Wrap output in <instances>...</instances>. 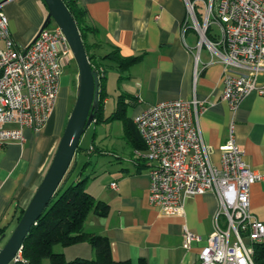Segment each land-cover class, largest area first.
Wrapping results in <instances>:
<instances>
[{
  "label": "crops",
  "instance_id": "0c3cea01",
  "mask_svg": "<svg viewBox=\"0 0 264 264\" xmlns=\"http://www.w3.org/2000/svg\"><path fill=\"white\" fill-rule=\"evenodd\" d=\"M76 2L85 12L87 24L95 31L87 35L86 43L91 45V53L103 57L117 51L123 59L139 58L124 71L110 68L115 72L116 102L118 97H124L127 120L133 124V117L147 106L168 100L187 102L195 97L203 108L197 123L211 163L219 167V151L232 127L248 165L264 173V96L251 93L241 100L236 111L229 109L221 98L222 66L210 64L211 54L205 46L197 48L199 34L186 14L185 1ZM2 11L8 19V30L16 49L33 43L48 14L42 0H8ZM108 75L107 72L106 83ZM69 81L68 76L60 77L55 111L42 129L37 132L24 129L22 144L10 142L0 149V229L4 230L0 248L16 227L19 213L27 209L52 161L66 126L60 94L68 90ZM257 82L264 84V72ZM108 102L105 98V117L117 107L116 103L107 110ZM116 122L121 123V127L117 137L113 136V142L106 135H98L95 129L90 143L97 154L108 155L111 159H102L99 172L96 171L90 187L85 189L96 201L107 204L109 211L106 216L91 213L84 224V232L108 238L111 257L116 262L196 264L205 240L215 231L217 197L208 193L186 198L184 215L179 217L165 216L157 207L150 206L148 166L132 161L134 149L128 143L122 122ZM106 142L110 151L103 148ZM114 182L116 187L112 188ZM249 202L251 213L264 222V186L261 183L250 186ZM184 228L201 239L192 243L188 251L183 249L181 242ZM55 252L63 254L67 261L94 257L88 243L55 247Z\"/></svg>",
  "mask_w": 264,
  "mask_h": 264
},
{
  "label": "built area",
  "instance_id": "2783aa9c",
  "mask_svg": "<svg viewBox=\"0 0 264 264\" xmlns=\"http://www.w3.org/2000/svg\"><path fill=\"white\" fill-rule=\"evenodd\" d=\"M183 1L199 34L197 48L206 46L210 64L222 66L221 98L229 109L236 111L251 93L263 97L264 84L257 78L264 72V0ZM7 2L0 1V149L10 142L22 144L24 129L37 132L45 126L57 105L63 69L73 59L66 37L55 24L27 47L16 49L2 11ZM96 72L103 76L102 68ZM201 110L192 97L139 111L132 122L144 149H134L132 161L147 164L148 203L165 216H183L186 198L208 193L217 197L215 231L205 240L196 264H255L254 247L264 242V222L251 213L249 189L256 182L264 186V173L248 165L232 127L219 151V167L214 166L197 123ZM111 187H116L115 182ZM200 240L183 229L184 250ZM19 260L20 251L15 261Z\"/></svg>",
  "mask_w": 264,
  "mask_h": 264
},
{
  "label": "trees",
  "instance_id": "16d2710c",
  "mask_svg": "<svg viewBox=\"0 0 264 264\" xmlns=\"http://www.w3.org/2000/svg\"><path fill=\"white\" fill-rule=\"evenodd\" d=\"M62 1L77 25V31L84 43L86 56L92 69L99 71V68H102L103 70V76H100L98 80L99 105L93 124L97 126L120 121L130 146L133 149H144L138 130L134 124L127 120L124 97H119L116 110L108 117L104 116L103 106L106 98L105 83L108 69L116 67L120 71H124L135 64L139 58L123 59L117 51H112L103 57H97L91 53V45L86 43L87 35L95 31L87 24L86 18H84L85 12L77 5L76 0ZM198 20H202L201 15H198ZM207 38H211L208 33ZM97 152L95 148L86 151L78 147L71 166L53 198L24 240L20 251L21 260L14 264H43L45 260L49 262L48 264H127L112 259L108 238L84 232V224L91 213L106 216L109 211L107 204L96 201L85 190V184L89 180L86 174L89 161L80 163V156L88 159L90 155ZM23 212L19 213L18 221ZM3 233L4 230L0 229V236ZM79 243L89 244L94 252L92 259L75 258L67 261L63 254L55 252V247H68ZM253 260L255 264H264V242L254 247Z\"/></svg>",
  "mask_w": 264,
  "mask_h": 264
},
{
  "label": "water",
  "instance_id": "95a60500",
  "mask_svg": "<svg viewBox=\"0 0 264 264\" xmlns=\"http://www.w3.org/2000/svg\"><path fill=\"white\" fill-rule=\"evenodd\" d=\"M42 2L47 8L48 14L39 33L53 22L66 37L78 70L76 100L68 119H66L65 129L40 185L16 227L3 247L0 248V264L16 262L15 259L21 251L30 229L40 218L69 170L81 137L94 123L99 105V77L88 61L84 43L77 31L78 28L73 17L62 0H42Z\"/></svg>",
  "mask_w": 264,
  "mask_h": 264
},
{
  "label": "rangeland",
  "instance_id": "374dc122",
  "mask_svg": "<svg viewBox=\"0 0 264 264\" xmlns=\"http://www.w3.org/2000/svg\"><path fill=\"white\" fill-rule=\"evenodd\" d=\"M197 6H198L197 7L198 12L203 13L201 6L200 5H197ZM199 7H200V9H199ZM52 25H54V23H52ZM205 49H207L206 46H205ZM76 68H77L76 62L74 59H72L68 62V65L65 66L63 73H62L63 76H68V78L70 79L69 87L67 88L68 90H64L62 92V94H60L61 98L64 101L61 111L64 115L65 120L68 119V116L71 113L73 106H74V103H75V100H76V94L75 93H76L77 75H78V70ZM108 73H109V75H108V79H107V83H106V98L108 99L109 102L107 105H105L107 110L112 109L113 108L112 106L116 105V103H117L116 100H117V96H118V93L116 90V81L114 80L115 79V72L109 68ZM118 99H119V97H118ZM128 113L129 114L131 113L130 109H129ZM66 122H67V120H66ZM120 124L121 123H118L116 121H113L107 125L99 126V127H96L94 124H91L89 126V128L87 129V131L84 133V135L81 137L80 144H78L79 147H81L82 149H84L86 151L89 150V148L91 146L90 143L92 141L93 134L95 133V129L98 132V135H104V136L106 135V136H108V139H111V141L113 142V140H115V137H117L116 134H118L119 128L121 127ZM113 136H115V137H113ZM108 142H109V140H108ZM104 144H105V146H103V148L110 151L111 147H110L109 143L106 142ZM102 156L103 155H99L97 153L90 155L88 159L84 156H80V163H83L86 160L89 161V165H88L87 171H86V174L88 175L89 180L86 182L87 183V186H85L86 188L90 187V185L92 183L91 181H92L94 175L96 174V171L100 167V162L102 161V159H105V158L111 159L110 157H108V155L103 156V158H102ZM97 172H99V171H97ZM45 262L49 263L47 260H45L43 262V264Z\"/></svg>",
  "mask_w": 264,
  "mask_h": 264
}]
</instances>
